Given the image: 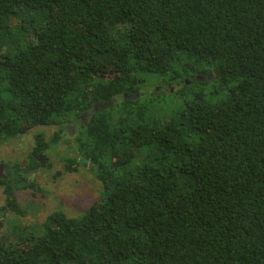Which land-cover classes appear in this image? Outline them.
I'll list each match as a JSON object with an SVG mask.
<instances>
[{
    "label": "trees",
    "instance_id": "obj_1",
    "mask_svg": "<svg viewBox=\"0 0 264 264\" xmlns=\"http://www.w3.org/2000/svg\"><path fill=\"white\" fill-rule=\"evenodd\" d=\"M65 124L100 199L7 225L0 264H264V0H0V141L57 126L42 155ZM28 159L0 230L38 190Z\"/></svg>",
    "mask_w": 264,
    "mask_h": 264
},
{
    "label": "rangeland",
    "instance_id": "obj_2",
    "mask_svg": "<svg viewBox=\"0 0 264 264\" xmlns=\"http://www.w3.org/2000/svg\"><path fill=\"white\" fill-rule=\"evenodd\" d=\"M152 86H157V82ZM174 88H178L174 86ZM175 89L172 90V93ZM146 93L149 89H143ZM158 93L160 91H157ZM169 107L165 102L159 101L157 110L159 112H171L178 104L177 100L170 97ZM100 110V109H99ZM87 116H84L86 121ZM66 127L73 129L71 136L67 135ZM58 131V127H35L29 133L0 141V177L2 178L7 171V166L12 167L15 163L21 164L25 169L29 163L28 156L31 155L35 145L34 136L42 133L45 140H49ZM78 131V125L65 124L61 139L52 144L43 154L48 159L44 167H40L28 174L30 182L34 183L38 190L26 189L17 191V200L25 211L24 216H14L12 212H6L7 223L1 228L0 234L5 233L7 225H22L32 227L36 230L42 229L45 219L54 211L61 210L68 217L81 215L94 202L99 201L102 191L101 183L96 174L92 172L91 165L83 167L81 162L76 166L74 172L65 170V159L74 158L80 161L81 156L77 151V146L73 141ZM7 171V172H6ZM5 204L3 188L0 187V207Z\"/></svg>",
    "mask_w": 264,
    "mask_h": 264
},
{
    "label": "water",
    "instance_id": "obj_3",
    "mask_svg": "<svg viewBox=\"0 0 264 264\" xmlns=\"http://www.w3.org/2000/svg\"><path fill=\"white\" fill-rule=\"evenodd\" d=\"M198 80H202L201 78H197ZM187 83V82H186ZM115 102V100H114ZM107 107V104H97V105H94V111L97 112L99 109H103V108H106ZM81 120L84 122V116H81L80 117ZM66 133L67 135H71V129L68 130L66 129ZM31 156L33 157V159L40 165V167H44L45 165V162L48 160L44 155H40V154H31ZM1 167V165H0ZM1 178V177H0Z\"/></svg>",
    "mask_w": 264,
    "mask_h": 264
},
{
    "label": "flooded vegetation",
    "instance_id": "obj_4",
    "mask_svg": "<svg viewBox=\"0 0 264 264\" xmlns=\"http://www.w3.org/2000/svg\"><path fill=\"white\" fill-rule=\"evenodd\" d=\"M162 88H163L162 85L157 84V86L154 87V91L157 92V91L161 90ZM81 116H88V113H84V114H82ZM81 116H80V117H81ZM85 122H86V121L84 120V123H85ZM66 129H68V130L71 129V133L73 134V129H72L71 127H66ZM72 134H71V135H72ZM71 135H70V136H71ZM31 154H32V153H31ZM42 155H43V154H42ZM44 156H45V155H44ZM38 165H39V164H38ZM39 166H40V165H39Z\"/></svg>",
    "mask_w": 264,
    "mask_h": 264
}]
</instances>
